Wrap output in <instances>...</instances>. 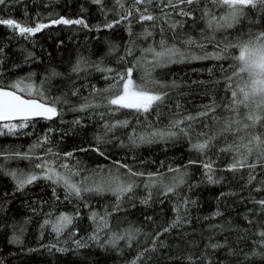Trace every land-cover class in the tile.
Instances as JSON below:
<instances>
[{
  "label": "trees",
  "instance_id": "16d2710c",
  "mask_svg": "<svg viewBox=\"0 0 264 264\" xmlns=\"http://www.w3.org/2000/svg\"><path fill=\"white\" fill-rule=\"evenodd\" d=\"M123 2L126 6L123 10L115 0H102V4L93 0H5L0 5V18L14 19L25 27H35L38 23L49 25L22 36L18 30L0 24V86L11 85L31 74V80L25 83L41 89L46 100L61 98L55 103L59 114L53 119L29 120L27 127L17 128L14 134L0 135V264H130L137 253L152 246L155 234L178 214L180 225L163 233L157 240L156 250L147 252L140 264H264V246L258 235L264 231V211L255 203L264 199L261 183L264 158L258 160L259 153L254 152L247 159L248 163L257 165L255 169L232 172L227 170L228 165L234 156L240 157L235 151H220L229 144L239 143L240 136L245 137L246 143L248 137L264 134V127L258 123L241 131L239 136L235 133L217 135L204 154L191 150V143L205 138L197 133H220L226 118L235 116L250 123L245 119L249 108L241 107L236 114L223 107L231 100L225 81L235 70L236 62L231 57L238 55V49L229 48L226 58L216 59L215 54L219 52L225 57L220 51L225 43L235 44L241 37L247 39L249 31L253 34L264 31V12L250 10L233 28L213 31L208 27L211 17L204 13L220 16L224 12L215 7L212 0H198L184 6L192 10L190 17L178 15V8L175 12L164 9L171 13L172 20L183 22V27L175 33L163 19L152 27L151 21L138 22V15L112 28L106 27L126 14L131 0ZM149 11L161 16V0H153ZM60 17L83 19L88 27L51 23ZM146 28L151 36L143 35ZM189 37L194 44L184 43ZM161 39L169 47L175 44L183 56L177 55L174 58L177 62L153 69V57L144 49L158 48ZM129 49L131 55H128ZM137 61L139 67L134 69L133 78L141 82L145 73H150L147 79L165 85L155 90L167 93L166 100L148 114L109 111L104 99L107 94H97L94 90L107 89L115 83L112 77L116 72L126 71ZM78 62L81 70L73 72ZM98 67L113 71H98ZM53 70L61 75L52 77ZM148 87L154 86L149 84ZM73 91L78 94L72 95ZM86 102L99 106L86 111L73 110ZM207 105L215 108L214 116L219 119H214L210 113L207 119L192 122L191 141L178 136L133 145L129 140L130 135L167 130L171 120L183 115L196 116ZM77 120L79 124L74 123ZM123 120H128L129 126L105 131L106 122L113 124ZM45 136L47 142H43ZM97 136H102L104 142L98 144ZM36 144L39 146L33 148ZM97 147L104 156L94 150ZM67 152H72L73 156L65 157ZM15 153L28 154L31 158H5ZM117 161L144 173L132 178L137 186L119 201L111 191L83 193L82 198L68 196L63 184L43 178L18 191L16 180L9 174L16 171L42 175L35 165L47 162L61 174H68L69 170L78 172L72 180L84 187L93 186L99 181L96 179L112 170L127 182V170H118ZM189 161L195 163L189 164ZM207 161L213 162V178L219 183L208 181L202 166V162ZM64 164L69 168L62 167ZM169 168H178L180 172H169ZM250 172L256 179L248 184ZM149 173H162L163 178L169 180L168 184L183 175L184 183L173 193L164 195L161 185L145 187L151 183ZM257 188L262 190L256 191ZM149 194L148 203H142ZM217 212L220 215H216ZM93 213H96L95 222ZM61 214L71 217L72 223L58 234L54 228ZM101 217L107 221L109 229L99 232L98 243L88 238L101 223ZM129 229L140 230L130 245L127 239L119 241L115 247L106 242L112 233L123 234ZM14 237L19 239L18 243L12 242ZM76 240L87 246L77 247ZM212 244L220 247L212 248Z\"/></svg>",
  "mask_w": 264,
  "mask_h": 264
},
{
  "label": "snow or ice",
  "instance_id": "6c2138e0",
  "mask_svg": "<svg viewBox=\"0 0 264 264\" xmlns=\"http://www.w3.org/2000/svg\"><path fill=\"white\" fill-rule=\"evenodd\" d=\"M96 4H102V0H93ZM116 4L120 9H125V3L123 0H115ZM198 0H161V16L153 15L149 11V7L153 4V0H131L130 7L127 8L126 14L120 16L119 20L114 21L106 25L108 28H112L114 24H119L124 20H128L130 17L138 15V22L151 21L152 27L155 26V22L163 19L165 24H168L170 30L175 33V30L183 27L182 21L172 20V15L170 12L164 11V9H171L173 12L176 9H179L178 15L183 17L192 16V10L184 6H190L194 3H197ZM215 7L221 9L224 12L223 15L215 16L212 13L206 11L205 16H210L211 18L208 21V27L212 28L213 31L220 29L233 28L235 25L241 22L242 18H246L250 10H257L264 12V0H212ZM5 0H0V5H3ZM143 6V7H141ZM52 24H79L84 27H88L85 24L83 19H65L60 17L59 19H54L51 21ZM0 24L7 25L13 30H18L19 34L22 36H27L39 32L41 29L48 27L47 24L38 23L35 27H25L22 26L14 19H3L0 18ZM164 29L161 28V32ZM143 35L145 37L151 36L152 33L146 28ZM248 38L243 39L238 38L235 44L225 43L224 47L220 51L225 53V57H221L220 53L215 54L216 59L226 58L228 49H238V55H234L231 58L236 62L235 70L232 71L231 76L226 77V86L227 89L231 92L230 103L224 105L223 107L231 113H239V109L249 108L250 111L246 115L245 119L250 123H244L242 120H238L235 116L226 118L223 121V127L221 128L220 133L215 135H209L207 132H199L197 136L205 137L203 140H197L195 143H191V150H195L199 153H206V151L212 147V141L216 139L217 135L224 133H235L239 136L241 131H247L257 123H260L264 127V31L258 33H249L247 34ZM175 38V37H174ZM186 44H194L195 41L189 37L186 41ZM146 53H150L153 57V69L155 67H163L168 63L177 62L174 58L177 55L183 56V53H180L179 48L173 44L171 47L168 46L167 42L164 39H161L159 46L149 47L144 49ZM132 54V50H128V55ZM31 55V54H29ZM194 59L196 57H193ZM124 58L121 57V60ZM139 67V61L134 64L132 67H128L124 72H116L112 79L115 83L109 85L107 89L103 90H94L97 94H107L104 99L109 111H121L129 110L130 112H135L136 114H148L150 112L156 111L160 104L164 103L167 98V93L163 91H156L155 88L160 89L164 88L165 85L161 84L159 81L147 79L150 73H145V78H142L141 82H137L133 78L134 69ZM231 67V66H230ZM81 70L80 63L73 67V72H79ZM98 71H107L112 72V69H103L97 68ZM61 75L60 73L53 70L51 73L52 77ZM31 80V74L27 77H23L13 82L11 85L0 86V122L3 123V129H7V133L0 130V135L4 134H14L17 128L27 127V122L35 117H41L44 119H52L56 117L59 113L57 107L55 106L56 102L61 100L60 97L55 98L53 101H48L45 99V93L41 89L35 88L32 83H25V81ZM235 81V82H234ZM152 84L154 87L149 88L148 85ZM175 86V85H173ZM78 91H73L72 95H77ZM66 102V101H64ZM255 105L254 108L251 106ZM97 104L92 103H83L78 108H74V111H86L90 108L98 107ZM179 107V106H177ZM213 114L214 119H219L215 117V108L212 105L205 106V110L199 112L196 116L192 115H183L180 118H175L169 122L167 130H154L149 133H142L139 136L130 135L129 140L133 145H138L140 143H152L156 139H172L178 136L187 137L190 141L192 140L194 128L193 123L198 119H207L209 114ZM179 115V114H177ZM103 117V114H101ZM21 121V123H9L11 121ZM74 123L79 124L80 121H74ZM239 125V127H234ZM129 126L128 120L116 121V123L108 124L107 122L104 125L106 132H112L117 127H127ZM143 126V125H142ZM207 127V125H205ZM135 133V129H133ZM48 137L43 138V142H47ZM97 143H103V137H96ZM245 137L240 136V142L235 144H229L228 146L221 148V152H233L235 151L240 157L237 159L233 157V162L228 165L227 170L236 172L240 169L248 168L255 169L257 165L255 163H248V156L252 155L254 152H258L259 155L257 159L264 158V134L261 135H252L247 138V142H244ZM39 144L33 145V148L38 147ZM99 153V155L104 156L105 153L101 151L98 147L94 149ZM243 150V151H242ZM52 150L49 149V152ZM82 151H87V149H82ZM58 155V154H57ZM65 157L71 158L73 156L72 152L64 153ZM24 158L30 159L31 157L28 154H8L5 156L6 159L11 158ZM117 169L124 168L127 170L128 181L126 182L121 175L109 173L106 178H102L99 181L94 182L91 187H84L81 184H78L72 180V177L78 175V172L69 170L68 174H61L52 167L48 165L47 162L38 163L35 165V168L41 169L42 175L24 174L23 172L13 171L9 173L13 179L16 180L17 190H23L26 185L32 184L38 179L51 180L56 184H63L65 187L68 196L75 195L78 198H82L83 193H103L105 191H111L116 195L117 201L121 199L125 194L132 192L135 184L132 178L143 176L144 173L133 171L131 167L125 164H121L119 161L115 162ZM195 163V161H189V164ZM202 166L205 169V175L210 183H219V181L213 178V162L207 161L202 162ZM64 168H69L67 164L62 165ZM46 169V171H45ZM169 172H180V169L169 168ZM151 183L145 185V187H153L157 184L161 185L164 189L163 194L168 195L173 193L175 188L184 183L183 175L174 178L172 184L163 183V174H148ZM87 179V178H85ZM256 177L250 172L248 177V184H251ZM264 184V181L261 182ZM261 188H257L256 191H261ZM67 198V197H66ZM149 197L142 200V203H148ZM187 203V201L185 202ZM259 204L261 211H264V199L255 201ZM216 215H220L219 212ZM92 219L96 221V213H93ZM149 219H151L149 217ZM47 223V221L45 222ZM72 223V218L61 214L58 217V223L55 226L54 230L59 234L65 228ZM181 223V217L179 214L176 219L173 220L167 227L163 228L161 232H157L153 237V243L150 248L144 249V251L137 253L136 257L130 262V264H140L143 260L145 254L150 251H155L157 247V240L163 234L171 231L173 228H176ZM103 229H109V225L106 220L101 217V223L97 226L96 231L88 238L89 240L100 242L99 232ZM139 229H129L126 230L123 234L112 233L111 238L106 242L113 247H115L119 241L127 239L129 245L131 241L135 239V234L138 233ZM258 235L261 237V245L264 246V231H260ZM14 243H18L19 239L17 237L13 238ZM77 247H86L87 245L79 240L74 241ZM161 247L163 244L161 243ZM212 248L220 247V245L212 244ZM64 251L65 249H59ZM247 258V257H246ZM191 262L192 258H188Z\"/></svg>",
  "mask_w": 264,
  "mask_h": 264
},
{
  "label": "rangeland",
  "instance_id": "374dc122",
  "mask_svg": "<svg viewBox=\"0 0 264 264\" xmlns=\"http://www.w3.org/2000/svg\"><path fill=\"white\" fill-rule=\"evenodd\" d=\"M241 118H244V117H241ZM9 123H16V124H18L19 122L17 121V122H9ZM258 124V123H257ZM0 130H2L3 132L5 131V132H7V129H3V123H1L0 124ZM109 173H112V174H117V171L116 170H112V171H109L108 173H107V175L105 176V177H102V178H106L108 175H109ZM102 178H99V179H96V180H100V179H102ZM84 180H92L91 178H88V179H84ZM173 180H170V182H172ZM168 182H169V180H165L164 178H163V183L164 184H168ZM157 185H159V184H157Z\"/></svg>",
  "mask_w": 264,
  "mask_h": 264
},
{
  "label": "water",
  "instance_id": "95a60500",
  "mask_svg": "<svg viewBox=\"0 0 264 264\" xmlns=\"http://www.w3.org/2000/svg\"><path fill=\"white\" fill-rule=\"evenodd\" d=\"M54 118V117H53ZM52 118V119H53ZM35 119H44V118H41V117H35V118H32L31 120H35ZM45 120H49V119H45ZM51 120V119H50ZM18 121V120H17ZM11 122H16V121H11ZM1 123H4V122H0Z\"/></svg>",
  "mask_w": 264,
  "mask_h": 264
}]
</instances>
